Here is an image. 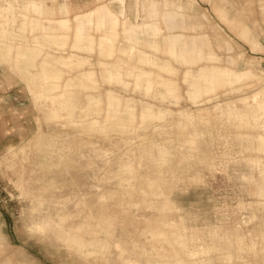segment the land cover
Returning a JSON list of instances; mask_svg holds the SVG:
<instances>
[{
  "label": "rangeland",
  "instance_id": "obj_1",
  "mask_svg": "<svg viewBox=\"0 0 264 264\" xmlns=\"http://www.w3.org/2000/svg\"><path fill=\"white\" fill-rule=\"evenodd\" d=\"M112 1L94 0L85 8L95 9V18L106 9L120 18L111 54L108 43L99 45L103 31L96 27L87 30L93 48L73 46L77 21L70 13L64 46L45 41V29L29 30L21 34L27 41L16 39L2 55L10 64L0 61V132L5 124L12 135L2 139L0 133V160L9 148L37 132L29 146L18 151L19 170L0 161V264H264V229H259L264 217L258 219L259 208L264 212V190L257 191L251 182L259 175L264 178L260 140L264 105L249 98L254 104L251 120L257 114L258 124L232 115L247 111L244 98L264 87V75L239 67L254 59V69L264 70L263 0H214L229 10L233 21L228 24L209 0H186V10L196 4L215 28L177 31L186 35L205 31L214 43L218 36L232 42V48L215 45L219 56L211 54L207 60L203 52L188 54L183 49L186 57L176 58L163 46L166 25L173 20L169 18L163 23L164 34H156L161 46L142 45L152 63L129 58L118 49L128 43L123 27L126 14L116 11ZM9 2L14 0H0V8ZM29 16L40 24L48 21L45 15ZM237 20L253 28L263 49L252 47L245 32L236 27ZM192 21L186 18L188 24ZM19 48L25 54L20 63ZM29 48L36 49L31 56L35 73L44 75V64H51L50 73L61 72L49 79L59 83L54 94L77 97L56 104L60 117L53 116L49 95L38 101L29 91L23 76L28 58L32 59ZM57 55L66 58L60 61ZM78 58L82 62H73ZM141 69L150 71L151 86H136L135 75L127 73L139 74ZM229 69L233 73L225 74ZM92 98L98 101L94 109L89 105ZM117 98L118 111L111 110L110 102ZM67 111L72 112L71 120L81 123H69ZM89 121L96 122L94 130L83 125ZM123 124L126 129H121ZM51 133L61 135L59 144L73 146L60 164L57 157L46 156L50 154L46 134ZM249 175L251 180L246 178ZM20 176L31 178L33 193L21 191ZM64 229L82 233L84 252L66 242ZM237 234L245 243L239 244ZM163 245L168 251H159ZM91 251L102 256L93 257Z\"/></svg>",
  "mask_w": 264,
  "mask_h": 264
},
{
  "label": "bare ground",
  "instance_id": "obj_2",
  "mask_svg": "<svg viewBox=\"0 0 264 264\" xmlns=\"http://www.w3.org/2000/svg\"><path fill=\"white\" fill-rule=\"evenodd\" d=\"M92 1L94 0H14L13 3L9 2L8 6H3L2 8H0V61L10 64V61L7 60V58L3 57L2 55L7 53V51L13 47L12 45L15 44L16 39H19L21 41L24 40V42L27 41L29 38L28 39L24 38L25 37L24 35H22L23 37H21V34H24L26 33V31H29V30L34 31L38 29H45L46 31L42 33V35H44L45 41H49L51 43H58L59 46H64L68 42V37H69L67 30L70 29V18H69L70 13H74V16L77 21L75 41L73 45L74 47H77V48H85L87 46L90 47L89 38L87 37V30H89L92 27H96L103 31V35L101 36V39L99 40V45L103 46L105 42L108 43V45H110L111 48L107 49V51L109 54L113 53V51H115V47H114L115 38L114 37L119 33L117 29H118V24L120 22V18L111 14L109 10L107 9L105 10V12H100V11L97 12V16L95 18L94 17V14L96 13L95 9L93 11H90L91 8L85 10L86 7L90 6ZM185 3H186V0H114L112 1L111 4L116 11L122 14H126V18H124V22H123L124 24L123 27H124L125 39L128 43H125V45L123 46H119L118 49L122 53L124 52L123 54L128 56L129 58L136 57L140 62L152 63L153 58L151 57V55H148L147 51L142 47L145 44L147 45L153 44V42L158 44V46H161L162 42L160 39H158L159 35H156V34H160V33L164 34L163 32H164L165 26H163V23L165 25L167 24L166 19L173 18V17H176L177 15L184 13V10H186ZM262 9L264 12V0L262 3ZM8 10L11 11L10 15L8 14ZM7 14L8 16H11L10 18H8L9 20L6 18ZM31 14H34L35 16H39V17L45 15L44 17L45 19L48 18V21L47 22L45 21L44 23L40 24L37 20H33L34 17L29 16ZM30 21H32L31 25H30ZM7 23H9L8 25L11 26L9 28L10 30L6 29ZM245 26H246L245 24L241 23L238 27L245 32V35H246L245 37L247 38V40H249L248 37L250 35V30H246ZM217 29L220 30V27L217 26ZM48 31L50 33H53L54 31H58L60 35L48 37L46 35ZM16 34H19L20 37H18V35ZM163 40H164L163 41L164 48L168 50L169 52H171L176 58L178 57V58L184 59L186 57L185 54H183L184 53L183 49H185L188 54H191V53L199 54L202 52V50L197 46V43L195 41H193L192 44H189L181 38V35H178V34L172 36V39H166V37H164ZM21 46H24V45H21ZM253 47L256 48L257 46L253 44ZM90 48H93V47H90ZM23 49L19 48L16 53L17 62L19 63L23 59H25V56H24L25 54L23 52ZM27 50L30 55L29 57L31 56L34 57L35 55L34 51H36V49L29 48ZM31 52L32 54H30ZM242 52L241 53L236 52V54L238 53V54L243 55ZM236 57H238V55ZM242 57H245V56H242ZM65 58L66 57L63 55H57V58L55 59L64 61ZM161 60L163 61L162 64H169V61H167V59H160L159 61ZM28 61H29L28 62L29 64L25 65L26 66L25 68H27V74L23 76L28 80L29 85L31 86V88H29L30 93L34 95L38 101H43V98H46L47 95H49V97L52 100L53 106H54L52 109L53 116L54 117L62 116L61 110L56 107V104L57 103L65 104V102H70V99H77V97H74V98L68 97L69 95L67 92L63 93L60 96L54 94V92L58 90L57 88L59 86V83L57 81H49V79L60 77L61 72L50 73L49 67L51 66V64L43 63L44 64L43 69L45 71V74L41 75L40 73L38 72L35 73L33 71L34 65L36 64H32V62L35 60L33 58L32 59L28 58ZM77 61L82 62V60L79 58L78 60L73 61V62L76 63ZM245 63L247 64L245 68L239 65L241 70H246L249 73H254L256 75H264V72H263L264 70L260 72L254 69L256 68L255 66L257 64L256 60L246 59ZM208 68H209L208 70L213 72L212 66ZM141 70L139 74H136L135 72H131V71H127V73L135 75L136 86H141L147 83L148 85L151 86L153 80L147 75L150 71L144 70V69H141ZM224 73L232 74L233 72L231 71V69H229V70H226ZM84 74L88 78L92 77V73L90 72L89 73L86 72ZM106 74L108 78L115 77L114 74H111V73H106ZM117 77L118 76H116V78ZM67 84L69 86L68 82ZM65 87H66V84H65ZM250 97H252L253 103L255 102L259 106L262 107L264 105V87L257 90L251 96L244 98L246 106H247V109H246L247 111L241 112V113L233 112L232 115L234 117L242 116V118L245 119L247 123L253 122L254 124H258L259 118L257 114L255 115V118L251 120V117H252L251 112H253L254 110V104H252V102L249 100ZM91 101H92V104H89V105L91 106V109H94L98 101L94 98H92ZM111 101H112L110 102L111 110L118 111V108L116 105L119 104L120 99L117 98ZM64 115L70 118L69 123L71 124L73 123V124L79 125L81 123L79 122L81 120H71L72 112L70 111H67ZM252 115H254V113H252ZM40 125L41 124L39 122L38 126ZM83 125L87 129H90V130H94L97 127V124L95 121H89V122L83 123ZM121 126H122L121 129L122 128L126 129L127 127V125L125 124ZM36 132L37 130H35L34 135L36 134ZM41 132L43 133L42 128H41ZM60 137L61 135L59 134L51 133V134H46V139H45L46 142H48L46 146H47V150L49 148V153H50L49 155H46V156H48L49 158L57 157L59 164L61 163V161H63L64 157L66 155L68 156L73 150L72 149L73 146L70 144H62V145L59 144ZM32 138L29 137L28 139H25V141H23L21 144L12 146L11 148L8 149V152H7L8 154L6 153V155L3 156V159L6 160V163L8 164V166L10 165L12 169L16 168L17 165L19 164V161L17 160L19 158L18 151L21 149L23 152L24 147L29 146V143L32 140ZM260 140L263 143L262 146L264 147V134L260 135ZM66 141H70V139L67 138ZM247 149H248L247 146H244L243 150L247 151ZM3 159L1 158L0 161H2ZM260 161L261 160L257 162H260ZM58 163L55 162L54 164H58ZM18 168H19V165H18ZM261 171H263V169H261ZM251 177L252 175H249L246 178L251 180L250 179ZM18 179L19 180L17 181V183L19 187L21 188V191H23V193H26V194L33 193L32 184L30 183L31 178H26V177L23 178L22 176H20V178ZM251 182L253 183L254 186L257 187V188L255 187L257 191L264 190L263 175L256 176V179L252 180ZM259 210L260 212L258 215V219L260 220L262 217H264V212L262 211L261 208H259ZM259 222H262V221H259ZM38 226L39 228L43 227L40 224ZM259 229H264L263 223L259 225ZM64 231H66L65 233L66 242H68L71 247L77 246V248L74 247L76 251L84 252L86 243L83 242L82 238H80L79 236L82 233H80L79 231H73L70 229L69 230L64 229ZM2 240H3L2 233L0 232V247L2 246ZM159 251L166 252L168 251V249L164 247L163 245L159 247ZM170 251L172 250L170 249ZM88 253L91 255L93 254L92 255L93 257L102 256L98 251L97 252L91 251Z\"/></svg>",
  "mask_w": 264,
  "mask_h": 264
},
{
  "label": "crops",
  "instance_id": "obj_3",
  "mask_svg": "<svg viewBox=\"0 0 264 264\" xmlns=\"http://www.w3.org/2000/svg\"><path fill=\"white\" fill-rule=\"evenodd\" d=\"M207 2L211 3L213 10L215 11V13L218 15V17L224 23H226V24L232 23L233 18L231 17V15L229 13V10L225 6L218 5L216 2H214V0H209ZM187 17H189V18H191L193 20L191 24H188L186 22V18ZM202 19H204L206 22H209V23L206 24V22L203 21ZM238 21L239 20H237V22H235L236 23V27H238L241 24V22H238ZM214 24L215 23L210 21V17L205 11H202V12L199 13L196 4L191 3V4H189L188 9L184 10L183 14H180V15H177L176 17H173L172 23L171 24L168 23L166 25V30H168V32L165 33V36H166V39H172V36L178 34V35H181V38L183 40H185L189 44H192L193 41H195L197 43V46L202 50L205 60H207L211 54H216L217 56H219L214 51V46L215 45H217L220 48L221 47H226V48L230 49V48H232L233 44H231V42H224L223 40H220L218 38V36H217V40H216L217 43H214L210 33L205 32V31L203 33L200 32L197 35H186L185 33L178 32L177 30L178 29H187V28H190V27L194 28V29H203L204 27H206V25H209V27L212 30H214V28H215ZM243 24H245V23H243ZM245 25L250 30V35L248 37L249 40H247V41L250 42L251 45L255 44L257 46L255 48V50H259L258 48H260V50L263 49V45L260 42V40L257 38V34L253 30V28L250 27L247 24H245ZM215 35H217V34H215ZM4 125H3V128H1V132H0L1 133V138L2 139H7L8 137H10L12 135V132H8L9 130L7 128H4V127H6ZM12 142L13 141H9V143H12ZM9 143H6V144H9ZM237 237L239 239V244L245 243L244 241L241 240L239 234H237Z\"/></svg>",
  "mask_w": 264,
  "mask_h": 264
}]
</instances>
